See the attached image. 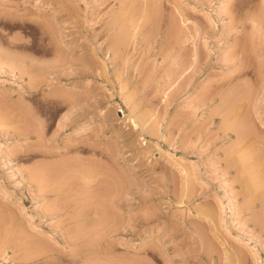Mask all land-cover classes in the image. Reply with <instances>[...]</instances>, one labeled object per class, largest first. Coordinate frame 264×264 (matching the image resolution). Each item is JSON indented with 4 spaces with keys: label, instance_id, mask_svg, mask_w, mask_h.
Here are the masks:
<instances>
[{
    "label": "rangeland",
    "instance_id": "374dc122",
    "mask_svg": "<svg viewBox=\"0 0 264 264\" xmlns=\"http://www.w3.org/2000/svg\"><path fill=\"white\" fill-rule=\"evenodd\" d=\"M66 261L264 264V0H0V264Z\"/></svg>",
    "mask_w": 264,
    "mask_h": 264
},
{
    "label": "bare ground",
    "instance_id": "6f19581e",
    "mask_svg": "<svg viewBox=\"0 0 264 264\" xmlns=\"http://www.w3.org/2000/svg\"><path fill=\"white\" fill-rule=\"evenodd\" d=\"M231 15H232V14H231ZM231 18H232V17H231ZM231 18H230V19H231ZM233 18H234V17H233ZM233 18H232V21L235 20V19H233ZM113 21H114V20H113ZM171 21H172V22H171ZM171 21H170V22L172 23V26L174 27V25H175V27H174L175 29L178 30V28H176V26H177V27H179V29H180L181 31H184V30H183L184 28H182V27L180 26V23L177 24L178 21L175 23V20H174V25H173V20H171ZM235 21H236V20H235ZM114 22H116V21H114ZM181 23H182V21H181ZM183 23H184V21H183ZM232 23H235V22L233 21ZM112 24H113V22H112ZM112 24H111V25H112ZM115 24H116V23H115ZM169 25H171V24H169ZM178 25H179V26H178ZM180 27H181V28H180ZM180 30H179V31H180ZM186 31H187V30H186ZM186 31H184V32H186ZM166 32H168V30H167ZM169 32H171V31H169ZM172 33H174V32H171V34H172ZM186 33H187V32H186ZM186 33H183V32H182L183 35H186ZM175 34H176V33H174V38H176L177 36H178V38H179V35L177 34V36H175ZM188 35H189V33H188ZM188 35H186V36H188ZM184 37H185V36H184ZM184 37H180L179 39H181V38L183 39ZM188 37H189V36H188ZM188 37H187V38H188ZM185 38H186V37H185ZM185 38H184V39H185ZM118 39H119V37H118ZM182 39H181V40H182ZM184 39H183V40H184ZM116 40H117V39L114 38L112 41H116ZM176 40L180 42V40H178V39H176ZM188 40H189V39H188ZM184 41H186V39H185ZM184 41H181V42L184 43ZM186 42H187V41H186ZM109 43H112V42L110 41ZM109 43H108V44H109ZM113 43H114V42H113ZM115 44H117V42H116ZM115 44H113L114 46H112V47H115ZM110 45H111V44H110ZM180 45H181V43H180ZM185 46H186V45H185ZM110 47H111V46H110ZM192 52H194V51H192ZM194 58H195V57H194ZM194 58H192V60H194ZM241 60H243V59H241ZM241 60H240V61H241ZM190 61H191V60H190ZM243 61H244V60H243ZM243 61H242V62H239V63L237 64V65L239 66V68H238L239 70H238V71H242V70H243V67L245 68V65H244ZM191 62H193V61H191ZM191 62H188V63H191ZM245 62H246V61H245ZM236 70H237V69H236ZM239 73H240V72H239ZM244 73H245V72H243L242 74H244ZM29 74H30V73H29ZM38 83H39V82H38ZM236 86H237V85H236ZM234 88H235V87H234ZM235 90H236V89H235ZM237 92H238V91H237ZM31 93H32V91H31ZM33 93H34V92H33ZM213 95H214V94H213ZM232 95H233V94H232ZM235 96H236V95H235ZM52 98H53V97H52ZM52 98H50V99H52ZM56 98H57V97H56ZM56 98H55V99H56ZM63 98H64V97H63ZM228 98H229V97H228ZM234 98H235V97H234ZM46 99H47V98H46ZM48 100H49V98H48ZM56 100H58V99H56ZM63 100H64V99H63ZM63 100H62V101H58V102H60V104H63V103H64ZM68 100H69V98H68ZM224 101H225V99H224ZM45 102H46V100H45ZM47 102L49 103V102H51V101H47ZM52 102H54V100H52ZM52 102H51V103H52ZM58 102L55 103V104H58ZM62 102H63V103H62ZM231 102H233V99H232ZM236 102H237V101H236ZM48 103H46V104H48ZM66 103H67V102H66ZM68 103H69V102H68ZM55 104H54V105H55ZM225 104H227V102H225ZM229 104H230V103H228V105H229ZM48 105H50V104H48ZM58 105H59V104H58ZM234 106H236V105H234ZM237 106H238V105H237ZM59 107H60V105H59ZM225 107L227 108L226 105H225ZM222 108H224V107H222ZM226 108H225V111H227ZM237 108H238V107H237ZM59 109H60V108H59ZM229 109H231V107H230ZM233 109H234V108H233ZM233 109H232V110H233ZM238 109H239V108H238ZM39 111H41V110H39ZM229 111H230V110H229ZM238 112H239V110H238ZM228 113H229V112H228ZM231 113H233V111H232ZM236 113H237V111H236ZM34 114H35V113H34ZM228 115H229L230 117H228L227 120H230L229 118H231V115H230V114H228ZM228 115H227V116H228ZM234 115H236V114H234ZM35 116H36V115H35ZM36 117H37V116H36ZM234 117H236V116H234ZM224 118H226V117H224ZM35 119H36V118H35ZM91 119H92V118H91ZM239 119H240V121H238V117H237L236 121H238V123H235V122H233V121H234V118H233V119H232L233 121H230V122L234 123L235 125H232L233 127H231V128L228 127V128L232 129V128H234V126H236V127H238V128L240 129V127H241L240 125H242V123H243V122H242V119H243V118H239ZM246 119H247V118H246ZM36 120H37V119H36ZM42 120H43V119H42ZM38 121H40V119H38ZM223 121H224V119H223ZM244 121H245V120H244ZM40 122H41V121H40ZM230 122H225V123L229 124V126H230ZM90 123H91V120H90V119L85 120L82 124H79V125L77 126L75 132L78 133V132L84 131L88 126H90ZM239 123H241V124L239 125ZM39 124H40V123H39ZM41 124H43V123H41ZM244 125H245V126H244ZM247 126H248V125H246V123H245V124H243V126H242L241 128H243V127L245 128V127H247ZM39 127H40V125H39ZM41 127H42V125H41ZM225 128H226V127H225ZM245 130H246V128H245ZM30 132H31V130H30ZM229 132H230V131H229ZM224 133H225V132H224ZM234 133H235V132H234ZM245 133H246V132L243 130V131L240 133V135H242V134L246 135ZM250 133H251V132H250ZM250 133H249V134H250ZM24 134H25V132H24ZM26 134H27V133H26ZM31 134H33V133H31ZM249 134H248V135H249ZM240 135H239V137H238V135L235 136L236 139L238 138V140H239V138L241 137ZM244 135H243V136H244ZM244 137H245V136H244ZM244 137H241V138H240L239 143H237V145L240 144L241 142H242V143H245V142H246V141H245L246 139L243 140ZM246 137H247V135H246ZM246 137H245V138H246ZM252 137H254V135H252ZM242 138H243V139H242ZM247 139H248V138H247ZM251 139H252V138H251ZM242 140H243L244 142H243ZM235 142H237V141H235ZM242 143L240 144L241 146L244 145V144L242 145ZM249 144H250V143H249ZM234 145H235V144H234ZM240 145H239V146H240ZM239 146H237V148L240 149L241 146H240V147H239ZM244 146H246V145H244ZM247 146H248V145H247ZM235 147H236V146H235ZM249 148H250V147H249ZM76 149H77V148H76ZM242 149H243V148H242ZM250 149H251V148H250ZM235 151H237V150H235ZM240 151H241V150L238 151L239 154H240ZM243 151H244V149H243ZM245 151H246V150H245ZM234 154L237 156L236 153H234ZM239 154H238V156H239ZM246 155L248 156L247 153H246ZM251 155H252V152H251ZM241 156H242V155H241ZM244 156H245V155H244ZM249 156H250V155H249ZM252 156H253V155H252ZM250 157H251V156H250ZM245 158H246V157H245ZM245 158L243 157V159H241V161L243 160V162H242V166L240 165L239 162H236V163H237V164H236L237 166H238V164H239L238 167L236 166L238 169L242 170V168L245 167V166L243 165V164L245 163V161H244ZM237 159L240 161L239 157H238ZM247 159H248V160H252V159H250L249 157H248ZM245 160H246V159H245ZM248 160H247V161H248ZM253 160H255V159H253ZM250 162H251V161H250ZM48 164H49V163H48ZM247 164H248V165H247L246 167H250V166H251V165H249V164H251V163H247ZM258 164H259V163H258ZM46 165H47V164H46ZM50 165L52 166V163L49 164V166H50ZM245 165H246V164H245ZM254 165L256 166V164H254ZM41 166H42V168L45 167V166H43V165H41ZM47 166H48V165H47ZM49 166H48V167H49ZM252 166H253V165H252ZM252 166H251L250 168H252ZM39 167H40V166H39ZM39 167H38V169H39ZM239 167H242V168H239ZM246 167L243 168V170H242V175H241V172H238V171H237V172L239 173V176L241 175V177L238 176L239 179H244L245 177L249 176V175H247L248 172H245L247 176L245 175V177L242 178V176L244 175V174H243L244 169H245V171L247 170ZM42 168H41V170H42ZM46 168H47V167H46ZM253 168L255 169V167H253ZM36 169H37V167H36ZM43 169H44V168H43ZM47 169H48V168H47ZM238 169H237V170H238ZM31 170H32V169H31ZM44 170H45V169H44ZM240 170H239V171H240ZM248 170H251V169H248ZM33 171L35 172V170L33 169L30 173L32 174L31 176H33L32 178H35L36 176L33 175ZM42 171H43V170H42ZM42 171H40V172H42ZM251 171H252V170H251ZM251 171H249V172H250V175H252V173H253V172H251ZM255 171H256V170H255ZM44 172H45V171H44ZM256 172H257V171H256ZM256 172H255V173H256ZM255 173H254V174H255ZM259 173H260V171H259ZM34 174H36L37 176H38L39 174H40V176L42 175L41 173L38 174V170H37L36 173H34ZM43 174H45V173H43ZM248 174H249V173H248ZM260 174H261V173H260ZM31 176L29 175V177H31ZM92 176H94V175H92ZM259 176H260V175H259ZM38 177H39V176H38ZM42 177H43V175H42ZM42 177H41V178H42ZM87 177H88V176H87ZM90 177H91V175H90ZM249 177H250V176H249ZM249 177H248V178H249ZM255 177L258 178V173H257V175H256ZM32 178H31V179H32ZM41 178H38V179L40 180ZM38 179L36 178V182H37ZM43 179H44V178H43ZM43 179H41V180H43ZM236 179H237V178H236ZM239 179H238V182H241L242 180L239 181ZM249 179H250V178H249ZM249 179H248V180H249ZM39 180H38V181H39ZM41 180H40V181H41ZM246 180H247V179H246ZM32 181H33V180H32ZM244 181H245V179H244ZM56 182H57V181H56ZM56 182H55V183H56ZM245 182H246V181H245ZM57 183H58V182H57ZM37 184H38V182H37ZM249 184H250L249 186H251V183H249ZM38 185H40V182H39ZM38 185H37V186H38ZM41 185H42V184H41ZM41 185H40V186H41ZM252 185H253V184H252ZM243 186H246V185H243ZM251 187H253V186H251ZM43 188H44V187H43ZM245 188H246V187H244V189H245ZM51 189H53V188H51ZM55 189H56V188H55ZM47 190H49V189H47ZM47 190H46V191H47ZM60 190H61V189H60ZM37 191H39V190H37ZM41 191H42V192H40V191L38 192V193H40L39 196L42 195V194L45 192V191L43 192V190H41ZM53 191H55V190H53ZM57 191H59V190H57ZM242 191H243V190H242ZM47 192H48V191H47ZM51 192H52V191H51ZM44 194H45V193H44ZM54 194H55V193H54ZM250 194H251V193H250ZM57 195H58V194H57ZM250 196H252V195H250ZM255 196H256V195H255ZM248 198H249V197H248ZM246 200H247V198H246ZM250 200H251V199H250ZM253 200H254V199H253ZM244 201H245V199H244ZM244 201H243V202H244ZM251 202H252V201H251ZM252 203H253V202H252ZM87 204H90V203H87ZM91 204H92V203H91ZM91 204H90V205H91ZM94 204H95V203H94ZM247 204H248V202H247ZM75 205H76V204H75ZM85 205H86V204H85ZM85 205H84V206H85ZM242 205H243V204H242ZM242 205H241V206H242ZM77 206H78V205H77ZM79 206H83V205H82V204H81V205L79 204ZM86 206H87V205H86ZM93 206H94V205H92V207H93ZM97 206H99V205H97ZM97 206L95 205V207H97ZM243 206H244V205H243ZM245 206H246V203H245ZM245 206H244V207H245ZM247 206H248V205H247ZM247 206H246V207H247ZM95 207H94V208H95ZM244 207H241V208L244 209ZM246 207H245V208H246ZM70 208L73 209V207H70ZM74 208L76 209V206H75ZM88 208H89V207H88ZM72 209H71V210H72ZM85 209H86V208H85ZM85 209H84L83 211H85ZM56 210H57V209H56ZM60 210H61V209H60ZM91 210H93V212H95L93 208H92ZM95 210L97 211L96 208H95ZM52 211H53V209H52ZM79 211H80V210H79ZM50 212H51V211H50ZM56 212H57V214H58V211H56ZM200 212H201V211H200ZM203 212H204V211H203ZM46 213L48 214V212H46ZM53 213H54V211H53ZM76 213L79 214V216H80V215H81L80 213H83V212H79V213L76 212ZM76 213H75V214H76ZM51 214H52V212H51ZM73 214H74V212H73L72 214H70V217H71V215H73ZM84 214H85V213H84ZM93 214H94V213H93ZM95 214H96V212H95ZM98 214H99V211H98L97 215H98ZM197 214H198V213H197ZM201 214H202V212L199 213V215H201ZM52 215H53V214H52ZM202 215H204V217H205L206 213H204V214H202ZM210 215H211V214H210ZM83 216H84V215H83ZM197 216H198V215H197ZM73 217H74L75 219L78 218V217H76V216H73ZM91 217H92V216H91ZM91 217H90V218H91ZM199 217H200V216H199ZM201 217H202V216H201ZM212 217H213V216H212ZM95 218L97 219V221L100 220V218H99V219H98L97 217H95ZM95 218H93L92 220H94ZM215 218H216V216H215ZM69 219H70V218H69ZM75 219H74V220H75ZM86 219H87V218H86ZM96 219H95V220H96ZM102 219H103V218H101V220H102ZM208 219H209V220L211 219V221L213 220L212 218H210V216L208 217ZM218 219H219V218H218ZM218 219H216V221H217ZM71 220H72V219H71ZM95 220H94V222H95ZM101 220H100V221H101ZM104 220H105V219H103L102 221H104ZM204 220H205V219H204ZM206 220H207V217H206ZM82 221H83V219H82ZM82 221H81V222H82ZM86 221H87V220H85V223H87ZM90 221H91V220H90ZM90 221H88V222H90ZM97 221H96V222H97ZM257 221H258V219H257ZM257 221H256V222H257ZM94 222H93V223H94ZM74 223H75V222H74ZM82 223H84V221H83ZM98 223H99V222H98ZM101 223H102V222H101ZM103 223H104V222H103ZM210 223H211V222H210ZM75 224H76V223H75ZM78 224H80V222L77 223V225H74V227L77 226L76 228H79V227H78ZM80 226H81V225H80ZM82 227H84V226H82ZM82 227H81V228H82ZM74 229H75V228H74ZM80 230H81V229H80ZM78 231H79V230H78ZM77 234H78V233H77ZM81 234H82V233H81ZM81 234L79 233V235H81ZM73 235H74V234H73ZM73 237L76 239L75 235H74ZM73 237H72V238H73ZM79 237H80V236H79ZM72 238H71V239H72ZM74 238H73V239H74ZM29 239H30V240L28 241V243H29L30 245H28V246H31V247H28V246H27V247L30 248L29 250L32 251L33 246H35V244H36V241L34 240V241H35V244L33 245V244H32L33 242H30L32 239H31V238H29ZM71 239H70V240H71ZM77 239H78V238H77ZM78 240H79V239H78ZM141 240H142V238H141ZM5 242H6V241H5ZM17 242H18V241H17ZM17 242H16V243H17ZM71 242H72V243H74V242L76 243V241L73 242V240H71ZM77 242H78V241H77ZM81 242H82V241H81ZM141 242H143V240H142ZM8 243H9V242H8ZM8 243H7V244H8ZM10 243H11V242H10ZM12 243H13V242H12ZM19 243H21V241H19ZM19 243H18V245L20 246ZM25 243H27V240L25 241ZM28 243H27V244H28ZM40 243H41V242H40ZM78 243H79V242H78ZM143 243H144V242H143ZM143 243H142V244H143ZM4 244H5V243H4ZM23 244H24V243H23ZM31 244H32L33 246H32ZM37 244H39V243L37 242ZM42 244H43V243H42ZM83 244H84V243H83ZM10 245H11V244H10ZM40 245H41V244H40ZM72 245L74 246V244H72ZM77 245H78V244H77ZM77 245H75V246L77 247ZM21 246H22V245H21ZM24 246L26 247L25 244H24ZM41 246H42V245H41ZM43 246H44V245H43ZM45 246H46V245H45ZM52 246H53V245H51V248H52ZM27 247H26V248H27ZM46 247L50 249V247H48V245H47ZM79 247H80V246H78L77 248H79ZM19 248H22V249H23V246H22V247H19ZM28 248H27L26 250H28ZM39 248H40V247H39ZM47 248H45V247L43 248V247H42V250L44 249V251H46V255H47V250H48ZM2 249H3V247H2ZM4 249H5V248H4ZM12 249L14 250V248H12ZM16 249H17V247H16ZM34 249H37V246L34 247ZM34 249H33V253H34V254H35V251H39V252H37V254H40V249H39V250H34ZM45 249H47V250H45ZM13 250H12V253H13ZM23 250H25V249H23ZM42 250H41V251H42ZM51 250L53 251V249H51ZM51 250H50V251L48 250V252H52ZM72 250H73V249H72ZM44 251L41 252L42 255H43V253H45ZM59 251H60V250H59ZM73 251H74V250H73ZM77 251H78V250H77ZM16 252H18V251L15 250V253H14V254H16ZM20 252H21V251H20ZM20 252H19V253H20ZM28 252H29V251H28ZM56 252H57V251H56ZM22 253H23V252H22ZM24 253H25V252H24ZM31 253H32V252H31ZM31 253H29V254H31ZM33 253H32V254H33ZM229 253H231V252H229ZM229 253H228V254H229ZM235 253H236V252H235ZM26 254H27V252H26ZM37 254H36V255H37ZM58 254H60V253H58ZM228 254H226V255H228ZM231 254H233V253H231ZM20 255H21V254H20ZM36 255H33V259H34V258H37ZM60 255H61V254H60ZM73 255H74V254H72V256H73ZM22 256L25 258V261H24L25 263H26V261H28V258H29V260L32 259L31 255H30V256L27 255L28 257H27V256H24V255H22ZM38 256H40V255H38ZM49 256H50V255H49ZM51 256H52V257H51ZM51 256H50L51 258L48 257V255L46 256V258H45V256H44V259H47V257H48V259H52V258L54 257L53 255H51ZM80 256H81V255H80ZM80 256H79V257H80ZM229 256L232 257V255H230V254H229ZM229 256H228V257H229ZM233 256L235 257V254H234ZM17 257H18V256H17ZM19 257H20V256H19ZM26 257H27V258H26ZM41 257H42V256H41ZM55 257H56V256H55ZM55 257H54V258H55ZM70 257H71V256H70ZM70 257H69V258H70ZM24 258H23V259H24ZM58 258H59V256H58ZM58 258H56V259H58ZM60 258H61V257H60ZM62 258H63V257H62ZM74 258H75V256H74ZM26 259H27V260H26ZM39 259H40V258H39ZM63 259H64V258H63ZM226 259H227V258H226ZM226 259H225V260H226ZM232 259H233V257H232ZM232 259L229 257L227 260L229 261V260H232ZM234 259L236 260V258H234ZM21 260H22V258H21ZM37 260H38V259H37ZM41 260H42V258H41ZM64 260H66V259H64ZM79 260H80V259L78 258L77 261H79ZM227 260H226V261H227ZM71 261H72V259H71ZM71 261L69 260V262H71ZM69 262H68V263H69ZM229 262H230V261H229ZM236 262H238V261H236ZM20 263H21V262H20ZM28 263H29V261H28ZM33 263H34V262H33ZM35 263H36V262H35ZM65 263H67V261L64 262V263H62V262L60 263V262H59L58 264H65ZM71 263H74V260H73V262H71ZM71 263H69V264H71ZM76 263H77V262H76ZM45 264H46V263H45ZM47 264H48V263H47ZM49 264H50V263H49ZM54 264H55V263H54ZM227 264H229V263L227 262ZM235 264H236V263H235Z\"/></svg>",
    "mask_w": 264,
    "mask_h": 264
}]
</instances>
